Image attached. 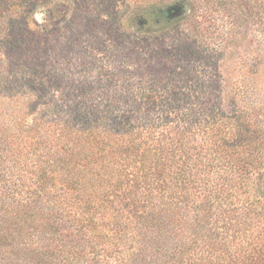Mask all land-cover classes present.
<instances>
[{
	"label": "trees",
	"instance_id": "1",
	"mask_svg": "<svg viewBox=\"0 0 264 264\" xmlns=\"http://www.w3.org/2000/svg\"><path fill=\"white\" fill-rule=\"evenodd\" d=\"M44 3L0 0L5 106L40 100L32 81L44 62L25 58L27 24L18 21ZM252 7L264 29V0ZM191 24L176 48L183 88L159 96L158 82L169 83L162 72L140 95L144 111L164 101L154 122L122 111L103 127L74 105L75 123L59 120L57 137L21 158L28 139L11 142L18 122L0 110V264H264V114L255 110L264 102L251 104L249 90L241 92L249 106H240L224 76L188 72L200 34ZM27 79L28 88L12 85Z\"/></svg>",
	"mask_w": 264,
	"mask_h": 264
},
{
	"label": "rangeland",
	"instance_id": "2",
	"mask_svg": "<svg viewBox=\"0 0 264 264\" xmlns=\"http://www.w3.org/2000/svg\"><path fill=\"white\" fill-rule=\"evenodd\" d=\"M43 2L32 7L29 19L18 21L21 26L27 24L23 46L30 47H23L25 58L44 62L32 81L41 105L33 101L36 98H19V102L5 106L2 101L6 99L0 96V110L18 122L15 133L9 136L11 142L28 139L23 140L21 158L41 145L40 141L46 144L51 136L57 137L59 120L74 124L71 117L67 118L74 105L81 106L92 123L103 127H108L122 111L140 124L157 120V107L164 101H157L155 108L154 104L151 111H144L150 107L140 95L154 77L164 74L169 83L165 79L158 82L159 96H165V90L183 88L179 77H174L179 71L174 66L185 57L176 49L182 44V32L188 28L185 23L194 24L200 31L196 38L199 47L187 56L191 61L188 72L206 79L218 73L224 76L228 79L224 86L229 95L240 92L236 96L240 106H249L241 93L249 90H253L251 104L264 102V29L252 7L253 0H211L208 4L202 0ZM34 41L44 42L42 51L33 46ZM215 47L222 50L221 55L216 52V57ZM207 56H213L215 63L201 60ZM27 80L21 87L20 82L12 85L28 88L31 81ZM212 102L213 99L208 105ZM193 103L199 106L201 100ZM258 106L255 110L263 118L264 107ZM24 121L30 122L32 128L24 127Z\"/></svg>",
	"mask_w": 264,
	"mask_h": 264
}]
</instances>
